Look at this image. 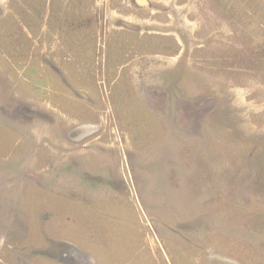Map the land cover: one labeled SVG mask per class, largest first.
Here are the masks:
<instances>
[{"label":"rangeland","instance_id":"374dc122","mask_svg":"<svg viewBox=\"0 0 264 264\" xmlns=\"http://www.w3.org/2000/svg\"><path fill=\"white\" fill-rule=\"evenodd\" d=\"M0 264H264V0H0Z\"/></svg>","mask_w":264,"mask_h":264}]
</instances>
